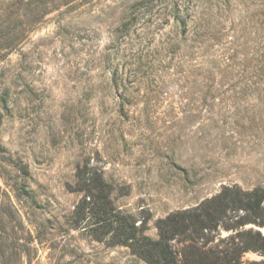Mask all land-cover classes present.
Here are the masks:
<instances>
[{"label": "rangeland", "instance_id": "rangeland-1", "mask_svg": "<svg viewBox=\"0 0 264 264\" xmlns=\"http://www.w3.org/2000/svg\"><path fill=\"white\" fill-rule=\"evenodd\" d=\"M79 168L153 239L264 188V0H0V264H148L75 228Z\"/></svg>", "mask_w": 264, "mask_h": 264}, {"label": "trees", "instance_id": "trees-1", "mask_svg": "<svg viewBox=\"0 0 264 264\" xmlns=\"http://www.w3.org/2000/svg\"><path fill=\"white\" fill-rule=\"evenodd\" d=\"M76 178L72 189L83 197L74 209L75 228L89 230L96 241L110 247H127L148 264H241L248 252L264 254V235L244 230L249 224L264 226L262 187L244 190L239 185L224 186L197 206L159 219L158 239H153L146 235V222L138 224L114 205V187L102 172L79 168ZM220 229L235 233L214 243ZM176 239L181 245L177 258L172 246Z\"/></svg>", "mask_w": 264, "mask_h": 264}]
</instances>
